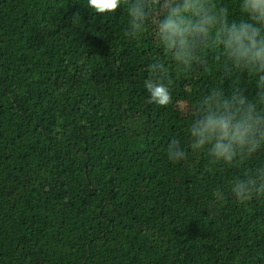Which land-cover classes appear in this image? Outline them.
I'll return each instance as SVG.
<instances>
[{"label": "trees", "instance_id": "1", "mask_svg": "<svg viewBox=\"0 0 264 264\" xmlns=\"http://www.w3.org/2000/svg\"><path fill=\"white\" fill-rule=\"evenodd\" d=\"M214 2L240 18L239 0ZM128 21L123 3L100 14L87 0H0V264H264V197L231 191L264 147L213 163L188 131L212 89L255 100L257 78L229 74L213 48L178 66L154 19L136 37ZM157 59L164 106L144 85ZM173 140L186 159L169 160Z\"/></svg>", "mask_w": 264, "mask_h": 264}, {"label": "clouds", "instance_id": "2", "mask_svg": "<svg viewBox=\"0 0 264 264\" xmlns=\"http://www.w3.org/2000/svg\"><path fill=\"white\" fill-rule=\"evenodd\" d=\"M129 16L127 34L136 37L154 19V37L165 55L178 66L202 64L205 49L213 48L223 57L227 72H248L255 76L261 91L250 100L244 91L233 90L226 97L220 89L191 109L189 147L207 150L213 163L231 165L243 161L264 147V0H239V19L231 17L226 5L214 0H87L96 13H115L121 4ZM74 22L79 18L73 14ZM150 76L144 81L149 102L164 106L171 102L169 69L162 60L148 65ZM239 84V81H235ZM187 153L178 140L168 145V158L176 162ZM232 193L244 202L253 196L264 197V166L247 172L232 183Z\"/></svg>", "mask_w": 264, "mask_h": 264}]
</instances>
